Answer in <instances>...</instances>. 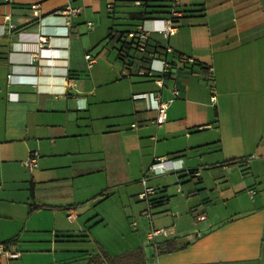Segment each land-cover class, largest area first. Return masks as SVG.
Masks as SVG:
<instances>
[{
    "label": "crops",
    "instance_id": "1",
    "mask_svg": "<svg viewBox=\"0 0 264 264\" xmlns=\"http://www.w3.org/2000/svg\"><path fill=\"white\" fill-rule=\"evenodd\" d=\"M136 1L0 0V245L19 254L0 255V264L118 256L101 248L95 230L146 221L145 186L154 189L149 221L160 224L154 215L169 211L170 185L186 195L172 226L191 213L196 229L179 230L181 239L160 227L167 236L155 243L191 245L152 257L153 242L147 251L137 234L122 254L141 249L144 264H264V0H178L173 35L151 34L144 53L125 52L122 34L139 24L129 15L143 11ZM149 3L169 12L162 0ZM67 5L80 12L57 13ZM153 59L168 72L140 75ZM146 93L170 102L159 126L144 101L132 99ZM29 153L37 154L32 172L23 165ZM156 158L171 161L167 170L149 171ZM204 178L224 179L220 196L242 191L248 204L209 218L210 200L197 187ZM115 196L119 216L104 207ZM40 213L53 215L49 228L34 222ZM76 242L100 247L68 246Z\"/></svg>",
    "mask_w": 264,
    "mask_h": 264
},
{
    "label": "rangeland",
    "instance_id": "2",
    "mask_svg": "<svg viewBox=\"0 0 264 264\" xmlns=\"http://www.w3.org/2000/svg\"><path fill=\"white\" fill-rule=\"evenodd\" d=\"M144 26L147 28L148 25L144 24ZM28 159V157H27ZM26 159V160H27ZM25 160V161H26ZM27 169V168H26ZM28 171V170H27ZM264 171V170H262ZM260 170V172H262ZM29 172V171H28ZM236 173V171H233ZM238 172V171H237ZM238 176L242 179H247V178H251V175H245V176H241V174L238 172L237 173ZM259 178V181H261V183H264V175H261ZM196 182V180H194ZM236 181V182H235ZM233 183H235L234 185H237V180H235V178H233ZM216 184L218 186L221 187L222 190H224V179L222 180H217L216 182H214L212 179H205L203 183H201L199 186L197 185V187H199V189H203L202 191H200L202 193L201 198L202 199H209L210 202H208L206 205L207 206V210H206V214L209 216V218H215L218 215H220V217H224V216H231L234 213L240 211V209H242L243 207L245 208L247 203V199L248 196L245 195L244 192H237L236 194H233L231 192H228L227 194H225L224 196H220L219 191H217L216 189ZM184 186V185H183ZM175 185H170L167 194L170 196V209L169 211H167L166 213H164L165 215H154V216H159V223L160 224H156L154 222V226L151 224V222L146 219V221L144 220H135L134 221H130L132 226L133 224H135V226L130 227L128 225H125L124 228H120V227H109V228H104V229H98L95 230L94 232V236L99 240L98 243L100 244L101 248L103 247L104 249H106L108 252H110L112 255H119L124 253V248H126L129 244H131V241H134V236H138L141 238V240L143 241L144 247L147 251H151V245L152 242L146 243L147 241H145V235L146 232L147 234L150 233V231L152 229H158L160 227H165V229L169 230V231H174L175 234L177 236H179V230L181 231H190L192 229H196L193 228L191 225L192 222H194V217L191 215V213H188L187 216L181 214V216L179 217V221L176 222V226H172V217H171V212H177V213H181L178 212V210H176V206L179 205V199L178 196H186L185 192H183V194H179L175 192ZM185 191V190H184ZM264 192V191H262ZM261 192V193H262ZM192 201L191 203H193L192 205H198V203L200 204V199H198L197 197H191L190 198ZM226 199V200H225ZM182 200V199H180ZM225 200V201H224ZM118 201V197H114V201L107 203L104 205V207H106V209H108L106 211L107 214L111 215V216H119V214L121 213L120 211V206H117L115 204V202ZM183 202V200H182ZM96 204V203H95ZM98 204V203H97ZM38 209H45L47 208V206L43 205V204H37ZM98 207V206H97ZM50 208V207H49ZM103 208V207H102ZM60 213V211H58ZM144 212V211H143ZM200 213V211L198 212ZM62 214V213H61ZM53 215L50 213H40L39 215H36L34 217V222L36 224H42L44 225L46 228H49L52 225L53 222ZM114 223L117 222V220L113 221ZM138 224V228L136 229L135 227H137ZM145 228V230H143ZM175 229H178L177 231H175ZM144 231V232H143ZM137 236V237H138ZM181 239H185L187 236L186 234H183V236H179ZM128 240V241H126ZM131 240V241H130ZM129 243V244H128ZM68 246L70 248L73 249H80V247L84 246L86 247V249H98V247H100L99 245H97L96 243H70L68 244ZM122 252V253H121Z\"/></svg>",
    "mask_w": 264,
    "mask_h": 264
},
{
    "label": "built area",
    "instance_id": "3",
    "mask_svg": "<svg viewBox=\"0 0 264 264\" xmlns=\"http://www.w3.org/2000/svg\"><path fill=\"white\" fill-rule=\"evenodd\" d=\"M165 4L168 5L169 15L166 18L162 19H149L142 22L138 25L135 30L127 35V38L131 40L132 46L139 52L144 53L148 46L149 37L151 34H158L165 37H169L175 33V22L180 18V12L177 10L178 0H162ZM136 6H141L143 2L136 1L134 2ZM80 12L79 8H74L69 5L63 7L58 14L67 17L68 19L73 18ZM7 19V18H6ZM144 24L148 25V28L144 26ZM39 46L42 48L44 44H46L45 36L41 35L38 38ZM165 51L168 52L169 49L166 47ZM87 60L89 56L85 57ZM157 64V66H156ZM169 65L165 61L160 60H151V64L147 71L140 72V75H147L149 77L153 76H161L168 72ZM8 83H11V76H8ZM158 85L161 87V83L158 82ZM173 95L176 97L178 92L174 90ZM133 100H142L146 104V109L149 112L154 113L155 117L153 122L159 126L164 123L166 117V110L170 102H162L157 94L146 93V94H138L132 97ZM37 154L29 153L28 159L23 163L25 168L29 172L36 167ZM171 161H168L163 158H156L154 162L149 167V171L153 174H157L158 172H164L167 170L168 165ZM143 184L145 185V181L143 180ZM154 194V189L145 186L144 191L140 194L139 198L146 202V209L142 213V215L150 220L151 214L150 211L152 209L151 203L149 202L150 198ZM255 194L254 191L250 192V195L253 196ZM68 219L71 220L72 216L69 215ZM135 226V224H133ZM158 236L166 237L167 232L164 229H152L150 233L147 234V239L150 242L155 243V239ZM0 255L4 256L6 259H17L19 254L17 252H11L4 249L2 245H0Z\"/></svg>",
    "mask_w": 264,
    "mask_h": 264
},
{
    "label": "trees",
    "instance_id": "4",
    "mask_svg": "<svg viewBox=\"0 0 264 264\" xmlns=\"http://www.w3.org/2000/svg\"><path fill=\"white\" fill-rule=\"evenodd\" d=\"M143 2L141 5L143 7V11L139 13H133L129 15V19L131 21H138V25H140L142 22L149 20V19H156L157 17H164L165 15L169 14V12H166L165 6H159L155 4H150L149 2L151 0H139ZM176 23V22H175ZM135 30V29H134ZM132 31H128L122 34V38L124 39V43H122V48H124V51L126 50H134L137 51L132 45L131 40H126L127 35ZM121 48V49H122ZM125 51V52H126ZM149 202L151 203V206L153 207L155 205V202L152 198H150ZM14 240H11L10 242H13ZM191 245L190 241H183L177 238L164 240L158 243L153 244V253L152 257L166 255V254H172L175 252L182 251L184 249H187ZM146 261L143 251L141 249L133 250L129 253H125L122 255L109 257L106 256L104 258L100 259H91L88 264H144Z\"/></svg>",
    "mask_w": 264,
    "mask_h": 264
}]
</instances>
